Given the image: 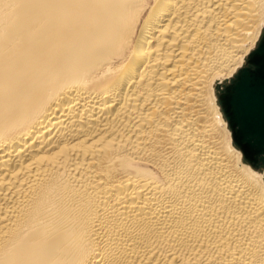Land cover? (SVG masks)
Instances as JSON below:
<instances>
[{
  "label": "bare ground",
  "instance_id": "1",
  "mask_svg": "<svg viewBox=\"0 0 264 264\" xmlns=\"http://www.w3.org/2000/svg\"><path fill=\"white\" fill-rule=\"evenodd\" d=\"M263 51L264 0H0V264H264Z\"/></svg>",
  "mask_w": 264,
  "mask_h": 264
},
{
  "label": "water",
  "instance_id": "2",
  "mask_svg": "<svg viewBox=\"0 0 264 264\" xmlns=\"http://www.w3.org/2000/svg\"><path fill=\"white\" fill-rule=\"evenodd\" d=\"M224 103L232 122L264 134V62L242 72Z\"/></svg>",
  "mask_w": 264,
  "mask_h": 264
},
{
  "label": "rangeland",
  "instance_id": "3",
  "mask_svg": "<svg viewBox=\"0 0 264 264\" xmlns=\"http://www.w3.org/2000/svg\"><path fill=\"white\" fill-rule=\"evenodd\" d=\"M240 133L243 135V136H247V135H251V133H254V134H256L257 135V133L256 132H254L253 130H251V129H249V128H247V127H240ZM257 136H259L258 138L260 139L259 141H260V143H263L262 141H264V138H262V137H260V136H262V135H257ZM260 143H257L255 146H253L252 147V150H251V153H250V155L251 156H254V157H256V158H258L259 160H262L261 158H262V155L263 154H261L259 151H262V150H264V145L260 148ZM259 148V149H258ZM261 149V150H260Z\"/></svg>",
  "mask_w": 264,
  "mask_h": 264
}]
</instances>
